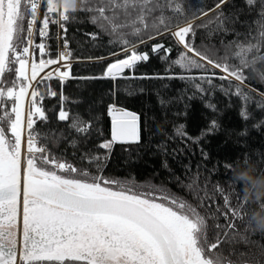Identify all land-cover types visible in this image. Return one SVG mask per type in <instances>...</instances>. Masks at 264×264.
<instances>
[{"label": "snow or ice", "instance_id": "obj_1", "mask_svg": "<svg viewBox=\"0 0 264 264\" xmlns=\"http://www.w3.org/2000/svg\"><path fill=\"white\" fill-rule=\"evenodd\" d=\"M42 3L46 10L41 17ZM233 4L234 0H214L206 8L187 0H80L78 9L69 12L67 7H55L52 0H0V264H264V246H260L259 256L236 247L255 243L249 236V229H255L249 224L240 231L237 221L247 215L248 202L240 195L243 185L234 183L232 175L227 179L230 192H225L219 181L210 190L207 180L201 186L196 180L185 184L173 178L195 203L163 182L141 183L132 175H105L116 145L140 143L141 117L115 103L108 105L110 138L95 145V150H80L81 138L87 142L94 130L101 136L103 131L94 129L92 120L70 114L66 107L69 97L63 91L71 80H110L115 88L121 79H178L195 90L190 98L200 94L203 99L218 87L226 96L235 95L243 102L242 120L255 119L249 109L253 98L242 86L249 79L245 70L264 60L260 55L264 48V0H243L239 12L246 9L257 14L251 24L226 11ZM78 10L88 14L97 29L86 34L93 48L100 46L96 42L101 36L108 37L107 46L113 50L107 56L74 57L65 38L66 23L69 13ZM237 23H243L244 33L236 30ZM50 24L58 25L64 33H56L63 43L55 56L48 44ZM202 29L209 38L235 34L236 39L227 44L223 39L220 42L232 50L231 56L226 52L220 57L215 45H197ZM141 45L148 50L140 51ZM173 46L180 49L175 59L170 58ZM152 56L165 64L164 74L136 76L138 65L148 63ZM233 57L238 62H231ZM77 62L103 67L99 74L76 76L72 69ZM260 78L264 79V74ZM53 80L59 92L46 83ZM214 80L227 82V87ZM137 91L144 89L129 90L128 94ZM256 91L261 99L255 106L264 112V92ZM157 96L162 107L171 103L159 93ZM46 98H57L58 111L56 106L45 108ZM206 107L218 111L210 100ZM49 111L57 112L58 122H66L69 135L75 134L71 139L64 132L41 130L49 123ZM94 119L98 123L100 117ZM252 127L264 128V118L255 120ZM184 128L183 124L174 126L170 139H182ZM218 129L213 119L194 142ZM240 135H247V127ZM62 141H67L72 155L86 167H77L63 153L52 151L49 145L59 147ZM157 147L166 154V144ZM202 155L208 159L207 153ZM241 159L248 162L247 154L224 162L223 167L233 173ZM163 167H168L167 161ZM217 196L222 198V206Z\"/></svg>", "mask_w": 264, "mask_h": 264}, {"label": "trees", "instance_id": "obj_2", "mask_svg": "<svg viewBox=\"0 0 264 264\" xmlns=\"http://www.w3.org/2000/svg\"><path fill=\"white\" fill-rule=\"evenodd\" d=\"M187 3L194 4L199 7L201 3L204 7H211L214 0H187ZM244 8L243 0H234V4L229 6L226 11L229 13H237L241 22L248 21L250 24L256 19V13H248L247 10L243 13L239 12ZM46 10V4L43 3V11ZM70 21L66 23L67 34L65 38L69 41V47L73 51L74 57L88 56H107L109 51L113 49L107 46L108 37L101 36L97 40L99 47H92V41L89 33L97 31L89 22L88 14L77 11L69 13ZM75 17L73 20L72 17ZM207 17L204 21H207ZM203 21H196L201 23ZM254 26V25H253ZM231 27V26H230ZM237 31L244 33L246 31L243 23L235 25ZM51 35H49L48 44L51 55L57 53L58 42L55 35L54 27H51ZM64 35V33H63ZM221 39L225 44L236 39L235 34L221 36L216 34L209 38L206 30H199L196 38V44L201 42L207 45H215L219 49L218 55L223 57L226 52L231 56L232 50L225 49L221 46ZM243 40V35L240 37ZM36 42H39L37 36ZM157 41H151L156 43ZM163 42L169 46V41L164 39ZM150 46V45H149ZM119 51V49H115ZM140 51H147L148 47L141 45ZM203 50V49H201ZM180 49L173 46L171 59H175ZM211 54V53H210ZM260 55H264V48L261 49ZM217 56L213 55V59ZM251 58V56H250ZM115 59V58H113ZM108 61H105V64ZM231 62H238L232 58ZM103 65L90 64L87 62H77L73 64V74L76 76H87L99 74ZM255 69V71H253ZM264 74V60H258L252 67L246 69V75L249 79L246 85L242 86L243 91L250 93L252 102L249 105L250 111L254 114L255 119L243 121L239 115L243 102L235 95H225L218 87L215 91L204 94V98H190L195 91L186 83L178 80H118L114 83L110 80H96L91 82H83L71 80L64 86V94L69 97L66 107L70 110V114H79L84 120H92L94 129L100 128L103 135H98L94 130L91 134V139L85 142L82 138L80 141V150L92 149L95 150V145L105 139L110 138L111 120L107 116L108 105L115 103L127 110L136 112L141 117V141L136 145H116L113 149L108 166L105 169V175L114 177H127L132 175L138 182L152 181L153 183H165L172 191L184 196L190 202L195 203L192 195L183 187L180 186L173 178H179L180 181L187 184L196 180L203 186L205 181H208V187L213 189V185L219 181L224 187L225 192H230L227 179L232 175L231 171H226L223 167L224 162L236 161L244 153L248 156V162L253 164L258 175H264V128L256 130L252 127L255 120L264 118V112L256 108L255 102L261 99L260 92H264V82H262L256 71ZM179 71V69H175ZM165 72V64L162 63L156 56H152L146 64L138 65L135 72L136 76L159 73L163 75ZM128 73H126L127 75ZM218 75H222L217 70ZM217 85L227 87V82L214 80ZM50 83L52 88L57 92L60 91L57 81L53 80ZM236 83V82H234ZM164 85H167L165 87ZM143 88V92H138L134 95H129V90H137ZM41 91H45L44 85H40ZM234 91V89H233ZM115 92V95H113ZM159 97L165 101L171 100V103L162 107L159 103ZM183 94V95H182ZM73 100H79L78 104L72 103ZM215 104L218 111L213 112L206 104L208 101ZM187 105V107H185ZM46 109H51L56 106L58 111L59 105L57 98H46L44 100ZM178 114V115H177ZM49 123L41 128L42 131H52L57 134L64 132L69 139L75 134L69 135L66 122H58L56 120V111H49ZM99 116V122L94 119ZM216 119L219 124V129L215 133H209L199 139L198 143L194 142L197 137L201 136L202 132H206L211 121ZM185 125V136L181 138L170 139L174 135V126ZM247 127V135L241 136L240 133ZM166 144V154L157 146ZM52 147V151L64 154V158L76 164L77 167H86L72 155L73 149L68 147L67 141H62L59 147ZM125 149H128L127 151ZM103 151V150H100ZM203 153L208 154V159H204ZM80 151H77V156ZM164 161H167L168 167H163ZM243 164L241 159L239 165ZM236 168V165H234ZM215 169V170H214ZM242 195V193H240ZM235 201V196L232 197ZM216 201L222 206L223 200L220 196L216 197ZM256 205H247L244 209L247 215L243 221H237L240 225V231L243 232L250 224V214ZM223 223V220L220 221ZM253 229H255L252 226ZM250 240L255 242L249 245L239 244L237 249L241 251L251 252L259 256L264 246V232H259L255 229H249Z\"/></svg>", "mask_w": 264, "mask_h": 264}, {"label": "clouds", "instance_id": "obj_3", "mask_svg": "<svg viewBox=\"0 0 264 264\" xmlns=\"http://www.w3.org/2000/svg\"><path fill=\"white\" fill-rule=\"evenodd\" d=\"M52 3L58 9L67 7L69 12L78 9L80 0H52ZM256 74L260 78L259 70ZM260 80L264 82V79ZM234 183L242 184V198L249 205L257 207L251 211L250 224L259 232H264V175H258L253 164L246 162L237 165L232 173Z\"/></svg>", "mask_w": 264, "mask_h": 264}, {"label": "built area", "instance_id": "obj_4", "mask_svg": "<svg viewBox=\"0 0 264 264\" xmlns=\"http://www.w3.org/2000/svg\"><path fill=\"white\" fill-rule=\"evenodd\" d=\"M42 6H43V3H42ZM41 14H42V11H41ZM53 15H56V14H53ZM51 27H54V30H55V35H56V33L57 32H61V35H63V32H62V30L61 29H59V27H58V25H52V24H50V31H51ZM49 31V35H51V32ZM57 39V38H56ZM57 42H58V47L60 46V45H62V43H63V41H58L57 40ZM58 49V48H57ZM53 67H56V66H53ZM48 69H46V71H47ZM41 75H43V73L41 74ZM34 86H35V83H34Z\"/></svg>", "mask_w": 264, "mask_h": 264}]
</instances>
